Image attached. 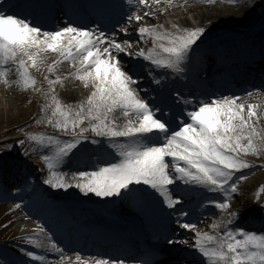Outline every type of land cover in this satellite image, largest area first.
<instances>
[{
    "label": "snow or ice",
    "instance_id": "snow-or-ice-1",
    "mask_svg": "<svg viewBox=\"0 0 264 264\" xmlns=\"http://www.w3.org/2000/svg\"><path fill=\"white\" fill-rule=\"evenodd\" d=\"M162 2L170 6L172 0H135L134 8H129L135 15H128L125 23L140 25L147 17L156 16L151 9ZM127 3L133 5V0ZM141 6L149 10L140 14ZM120 32L124 38H118L114 28H86L73 21L46 29L14 11L10 0H0V83L40 92L46 101L44 116L34 122H46L61 134L26 133L34 154L46 165L44 183L56 189L74 186L84 195L97 197L154 201L158 196L173 210V223L189 231L202 222L200 217L192 219L191 195L223 193L220 199L206 197L209 205L227 216L213 223L211 232L195 231L191 248L201 257L199 264H264V228L245 229L240 212L228 211L232 193L247 179L241 170L252 167L242 154L264 157L259 106L238 103L241 97L235 94L189 98L176 92L173 98L166 81L186 78L205 27L173 24L169 29L145 23L136 29L135 40L151 41L152 47L136 52L130 50L134 41L128 28ZM48 52L60 57L48 66V72L56 73L59 64L68 62L75 68L70 76L90 89L86 98L74 104L63 102L56 93V85L65 79L60 75L45 77L47 90L37 87L30 70H39L43 54ZM121 54L135 59L128 61ZM13 69L15 80L9 79ZM85 155L97 158L92 171H63ZM260 191L264 192V187ZM37 231L43 238L29 237L30 244L58 254L59 262L71 259L55 233L44 225ZM168 242L173 243L171 238ZM22 251L33 261L47 259L30 249ZM73 255L74 264H125L111 257H85L78 251Z\"/></svg>",
    "mask_w": 264,
    "mask_h": 264
},
{
    "label": "bare ground",
    "instance_id": "bare-ground-1",
    "mask_svg": "<svg viewBox=\"0 0 264 264\" xmlns=\"http://www.w3.org/2000/svg\"><path fill=\"white\" fill-rule=\"evenodd\" d=\"M121 1L122 3H125L126 15L119 17L116 20L115 26H113L110 29L112 30L114 28L118 38H123L122 33L120 32L121 28L126 27L128 28V30H130L132 27L136 26L134 23L133 24L125 23L126 21L125 17L128 16L129 13H131L129 11V8L130 7L134 8L135 0H133V5H129L127 3V0H121ZM178 1L179 0H172V3L175 4V6H177L176 4H178L177 3ZM255 1L257 2L256 6L254 4V1H251V0H244V2L241 3L240 5H236V4L227 5L221 2V0H215L214 3H209L208 0H180V2L185 3V8L188 10L187 14H190V15L192 14L194 19L198 22L197 27L206 28L205 36L201 38V41H198L199 48H197L194 53V55L200 57V60H198V62L200 63L199 65L200 69L198 70V72H200L202 69H205L206 67L202 59L210 57L211 55L210 48H212V46L210 47V43L212 41H219V40L224 41V40H227L228 38H235V37L238 38L241 36L240 31L254 34L258 30L263 28L264 13L262 12H264V0H255ZM159 5L161 9H159L157 5H153L151 9V11L156 12V16L147 17L145 21H142L140 23L155 24L157 19L158 21L163 22L162 17H165L164 15L167 12L169 13V11H168L166 3L162 2ZM165 9L167 10L165 11ZM148 10L149 9H145L142 6L139 9L140 14H143L144 11H148ZM162 11L165 13L164 15H162ZM179 18L181 19L180 21L183 25L194 28L189 17H185V18L179 17ZM164 26L170 29V25L168 22L165 23ZM133 32L129 31L128 33H133ZM132 46L134 50L132 49L130 50L133 52H136L137 50L146 47L144 42L140 40L133 42ZM203 47L205 50L203 49ZM56 54L59 57V54L58 53ZM43 56H44V63L40 66L39 70L33 68L31 69V71L36 72L38 75H40L42 78V82L45 85H48L45 79L46 76L51 75L52 78H55V75H60L61 71L65 69H66L65 72L75 71V68H73L68 62H64L57 66L56 73H53V74H50L49 72L46 73L48 66H49L47 63L49 61L48 60L49 57L47 56V54H43ZM77 66H78V62H77ZM228 68H229V65H228L227 60L221 61L220 64L215 68V72L212 78H217V75H221L219 77V81L222 84H227L226 77L223 75L227 72ZM242 69H243L242 72L238 76L239 79L237 83V89L234 90V88H232L229 91L230 92L236 91L235 94L241 97V100L238 101V103H246V105L247 104H257L259 106L258 112L262 116L261 124L262 126H264V90L262 89L264 86V80H263L264 61H260L259 64H257L256 66H253L246 60L244 67ZM250 75L255 77L256 79L255 82L254 81L251 83L249 82L248 79ZM9 79L11 80L17 79V76L15 74V69H13V72L10 73ZM74 81H75V85H72ZM247 82L250 83L252 87L251 90L246 89L245 85L248 84ZM83 87L84 86L82 82L76 80L74 77L71 76V77H68L63 82L62 85L60 84L56 85V93L58 94L59 98L65 103H68V104H70L71 102L78 103L80 100L86 98L90 92V89L85 88V87L84 89H86V92L84 93L79 92L78 90ZM47 88L45 90H47ZM248 92H251L252 95L251 96L247 95ZM0 93L2 94V96H0V165H2V167L5 168V171L8 173L7 176L12 177V178L14 177L24 178L28 180L38 170L36 166L28 162H24L22 160L11 159L7 155V151H10L11 154H14L20 157L24 155H29V156L30 155L39 156V155L34 154L32 143L31 141L27 139V137L24 139V141L27 140V145L25 147H29V148L26 153H23L22 145L18 143L15 137L12 138L10 137L11 135H6L7 133L3 131L2 129L3 124L7 123L9 124V126H12V125H16V123L19 124L22 122L21 124L17 125L15 128L13 127L10 133L13 131L21 132L24 129L32 128L33 126H40L45 129H55V128L47 125L46 122L45 123H35L34 122L37 118H42L44 116V112L42 111V108L38 112L36 110L35 104H33V102L35 101L34 98L36 99L37 97L36 96L37 93L35 91H32V90L24 91V90H21L17 86H13L12 88H9L5 86L3 83H0ZM224 94L225 93L223 94L221 93V95H224ZM4 98L6 99V101L8 100L12 102V103H9L8 108H7V104L4 105L3 103ZM45 102L46 101L43 96L41 106H43ZM22 104H25L27 108H24L23 106H21ZM36 112L38 113L36 114ZM34 114H36L35 117L33 116ZM3 151H5V153H3ZM249 156H252L257 160L258 159L264 160V157H257L251 154H249ZM93 165H94L93 163L89 162L87 163V165L77 166L75 165L74 162H72L71 169H69V167L66 166L63 170L65 172H68L69 170L75 171L77 168L79 169L81 168L87 171H92ZM43 168L46 169V167H43ZM245 173L247 174L248 182L250 183L254 182V185H256V183L258 182L257 186H259L258 185L259 183L264 184L263 183L264 182V170L263 169H257L256 174L254 173V175H252L253 173L251 171H247ZM41 176H44V178H46L47 169L41 173ZM68 178L71 179V176H69ZM250 183L249 184L245 183L243 186H241V190H245L249 188ZM251 184L253 185V183ZM261 187H263V185L260 186V188L256 190V193L260 192ZM56 190H60L62 193L64 192V193L73 194V195L74 194L75 195L84 194L78 188L74 186L68 189H56ZM89 195H93L94 197H97L95 196V194L90 193ZM97 198L105 202V206L108 207L109 209L120 210L121 212H124L127 214L128 213L132 214L134 212H137L135 211L137 210V208L133 206L130 202H128L125 198H122V197H116V198L115 197L114 198L97 197ZM3 200L4 199L0 197V264H3V261H6L7 263L19 262L21 264H74L75 257L73 254L70 255L71 259H67L63 262H59L58 254L48 252L43 249H37L34 245L30 244L28 242L29 237L37 236V237L43 238L42 235H40V233H38V231L32 225L31 223L32 219L27 218L29 217V215H32L30 206L21 204L20 207L17 208L15 205L8 206L6 203H4ZM246 202L250 203L252 202V200L247 199ZM78 203H83L85 208H88L91 206V204L92 205L94 204L92 201H89V200L85 202L80 201ZM240 203H241V200L238 197H235L233 199V207H238ZM96 207H99V206H96ZM170 210L173 211L172 209ZM228 211L235 212L233 211V209L228 210ZM257 211L261 213L260 215H264V211H261V209H258ZM214 213H217V211ZM215 218L219 219V216L215 215ZM221 220L219 219V222ZM203 224L201 222H198L197 229H200ZM250 225H253V224H250ZM252 230H254V227H252ZM255 230H258V227H256ZM178 234L182 235L183 231L179 230ZM12 240H14L12 244L8 243L9 241H12ZM19 243H22L23 245L29 244L28 245L29 249L31 248V250L36 252L37 255H41V254L46 255L47 256L46 261L44 262L33 261L29 257L25 258V255L22 252V249H17L18 251L22 252L21 258L13 257L8 254L6 255L3 254L5 250L7 251L11 248H15L14 245L16 244L19 245ZM48 247H50V244L48 245ZM139 251L140 250L138 249V252ZM2 254H3V257H1ZM85 257H95V256H85ZM125 264H136V263L125 262Z\"/></svg>",
    "mask_w": 264,
    "mask_h": 264
},
{
    "label": "rangeland",
    "instance_id": "rangeland-1",
    "mask_svg": "<svg viewBox=\"0 0 264 264\" xmlns=\"http://www.w3.org/2000/svg\"><path fill=\"white\" fill-rule=\"evenodd\" d=\"M221 2H223L224 4H227V5H233V4H236V5H238V4H241V3H243L244 1L243 0H239V3H231L230 2V0H221ZM178 4H176L177 6H175V4H173V3H171V5L169 6L168 4H166L167 5V8H168V11H169V13L167 12L166 14L162 11V15H164L165 17H162V21L163 22H160V21H158V19H157V21H156V23L155 24H157V25H165V23H167V22H169V24H170V28H172V25L173 24H178V25H180L181 27H186V25H183L182 23H181V19L179 18V17H181V18H185V17H189L190 18V21L192 22V24H194V26L195 27H197V24H198V22L194 19V17H193V15L191 14H187L188 13V10L185 8V3L184 2H180V0L177 2ZM259 3V2H258ZM254 4H255V6L257 5V2L254 0ZM158 7H159V9H161V7H160V5H157ZM257 7H259V6H257ZM256 7V8H257ZM262 13H264V12H262ZM261 14V13H260ZM131 15H135V12L133 11V13L131 14ZM179 15V16H178ZM176 16H178V17H176ZM141 25H143V24H141ZM141 25H137L136 24V27H132L129 31H134V33H133V35H137V32H136V29L139 27V26H141ZM263 30H264V28H263ZM123 34V33H122ZM123 38H124V34H123ZM50 55H51V57H54V53H52V52H50L49 53ZM121 56L123 57L124 56V58H131V57H128V56H126L125 54H121ZM51 58H49V60H50ZM69 73V72H68ZM67 73V74H68ZM63 74H65V73H63ZM62 73L60 74L62 77H64L65 79L67 78V74H65V75H63ZM34 77H35V79L38 81V85L40 84L41 85V83H40V81H39V79L37 78V76H35L34 75ZM37 85V87L39 88V86ZM72 85H75V82H73V84ZM27 91H29V90H27ZM79 92H81V93H84V92H86V89H84V87L83 88H80L79 90H78ZM35 92H37V91H35ZM37 94H38V96H39V98H41V96H42V94L40 93V92H37ZM0 96H2V94L0 93ZM34 100H35V98H34ZM3 103H4V105H6L7 104V108L9 107L8 105H9V103H12V102H10V101H6V99L4 98L3 99ZM35 102H36V100L33 102V104H35ZM2 106V105H1ZM21 106H23L24 108H27L26 107V105L25 104H22ZM3 107V106H2ZM28 120V119H27ZM26 120V121H27ZM32 120V119H31ZM30 120V121H31ZM30 121H28V122H30ZM22 123V122H21ZM21 123H19V124H21ZM260 123H262V121L260 122ZM19 124H17L16 123V125H12V126H9V124H3V127H2V129H3V131L4 132H6L7 134L6 135H11L10 137H12V138H14L15 137V139H17L19 136H20V134L18 135V133L19 132H15V131H13V132H11L10 133V131L12 130V128L14 127H16L17 125H19ZM262 125V124H261ZM9 126V127H8ZM6 130V131H5ZM43 130V129H42ZM44 131V130H43ZM58 130H53V129H50V130H48L47 131V133H52V134H54V133H58L57 132ZM12 159H20V160H25V161H28V162H32V163H36V164H38V160H35L36 158H33L32 156H24V157H18V156H16V155H12V157H11ZM262 163H264V160H260ZM260 169H263L264 170V167H262V168H260ZM64 171V170H63ZM251 179V178H250ZM248 179H245V180H241L240 182H239V185L241 186L242 184H243V182H248L247 181ZM250 183V182H249ZM251 183H253V185L251 184ZM250 183V187L251 188H253L252 186H254V188H256V186H257V183H256V185H254V182H251ZM264 183V182H263ZM252 185V186H251ZM259 185V188H260V186L262 185V184H258ZM264 185V184H263ZM264 187V186H263ZM238 196H243L244 195V197L242 198V200L243 201H246L247 199H250V200H252L253 201V204H255V205H261V203H262V201L264 200V192H259L258 193V195H256L255 194V191L253 190V191H251L250 193H246V192H237L236 193ZM32 223V225L33 226H38L37 224V222L36 221H34V222H31Z\"/></svg>",
    "mask_w": 264,
    "mask_h": 264
}]
</instances>
